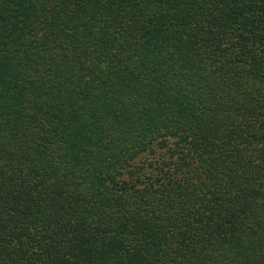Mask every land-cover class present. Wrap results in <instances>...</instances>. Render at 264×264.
<instances>
[{
  "label": "trees",
  "instance_id": "1",
  "mask_svg": "<svg viewBox=\"0 0 264 264\" xmlns=\"http://www.w3.org/2000/svg\"><path fill=\"white\" fill-rule=\"evenodd\" d=\"M0 264H264V0H0Z\"/></svg>",
  "mask_w": 264,
  "mask_h": 264
}]
</instances>
